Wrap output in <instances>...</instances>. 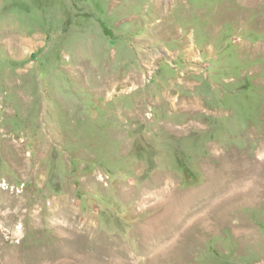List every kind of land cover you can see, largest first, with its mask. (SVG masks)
<instances>
[{
    "label": "rangeland",
    "instance_id": "rangeland-1",
    "mask_svg": "<svg viewBox=\"0 0 264 264\" xmlns=\"http://www.w3.org/2000/svg\"><path fill=\"white\" fill-rule=\"evenodd\" d=\"M0 264H264V0H0Z\"/></svg>",
    "mask_w": 264,
    "mask_h": 264
},
{
    "label": "bare ground",
    "instance_id": "bare-ground-1",
    "mask_svg": "<svg viewBox=\"0 0 264 264\" xmlns=\"http://www.w3.org/2000/svg\"><path fill=\"white\" fill-rule=\"evenodd\" d=\"M154 228V227H153Z\"/></svg>",
    "mask_w": 264,
    "mask_h": 264
}]
</instances>
